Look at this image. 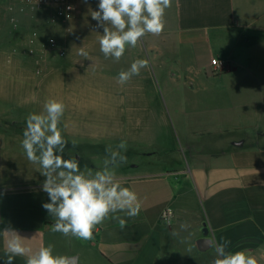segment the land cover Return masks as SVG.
I'll use <instances>...</instances> for the list:
<instances>
[{
	"label": "crops",
	"instance_id": "obj_1",
	"mask_svg": "<svg viewBox=\"0 0 264 264\" xmlns=\"http://www.w3.org/2000/svg\"><path fill=\"white\" fill-rule=\"evenodd\" d=\"M164 21L161 34L145 35V47L166 49L174 65L165 86L183 151L162 149L168 141L157 139L154 118L163 125L165 116L141 124L144 131L128 147L144 149L145 160L115 170L121 186L136 193L139 214L111 213L90 240L52 230L39 165L32 181L25 173L7 176L0 182V264L8 228L32 253L51 245L76 264H212L213 244L225 240L227 252L247 250L264 264V0H172ZM212 58L224 69L213 73ZM195 125L208 135L204 142L191 138ZM5 135L0 162L23 161L24 138ZM76 159L86 162L82 171L103 167L95 157ZM165 209L173 212L169 222ZM114 216L126 220L124 228ZM13 264H26V257Z\"/></svg>",
	"mask_w": 264,
	"mask_h": 264
},
{
	"label": "rangeland",
	"instance_id": "obj_2",
	"mask_svg": "<svg viewBox=\"0 0 264 264\" xmlns=\"http://www.w3.org/2000/svg\"><path fill=\"white\" fill-rule=\"evenodd\" d=\"M71 2L72 12L53 22L51 10L18 0H0V135L24 138L27 116L43 112L45 102L56 99L65 105L59 124L68 141L65 159L95 157L100 166L107 155L106 147H116L123 140L127 151L122 154L127 160L122 165L141 166L145 150L135 145L130 152L128 144L139 138L143 126L158 113L166 120L160 125L154 118L157 139L168 141L162 149L182 152L183 138L166 94L165 79L174 66L167 50L146 48L150 40L144 36L143 46L127 47L119 61L105 58L98 42L103 28L91 17V12L98 10L99 0ZM81 48L88 53L87 58L79 54ZM137 59H147L148 67L126 84L117 83L119 72ZM191 131V138L197 142L208 138L199 125ZM24 154L23 161L0 162V182L18 173H25L31 181L35 178L32 171L38 164Z\"/></svg>",
	"mask_w": 264,
	"mask_h": 264
},
{
	"label": "clouds",
	"instance_id": "obj_3",
	"mask_svg": "<svg viewBox=\"0 0 264 264\" xmlns=\"http://www.w3.org/2000/svg\"><path fill=\"white\" fill-rule=\"evenodd\" d=\"M172 0H99L98 10L91 12L97 27L103 28L99 36L100 51L105 58L119 61L127 47L135 48L145 35H159L165 27L164 16ZM79 54L87 58L88 53L81 48ZM147 59L133 61L127 70L119 72L117 83L124 85L141 69L148 67ZM65 105L56 100L45 102L43 112L31 113L26 118L22 148L27 159L40 166V173L46 179L42 190L50 202L43 208L55 218L54 232L74 236L82 240L93 238L97 225L111 213L123 211L128 217L139 214L140 205L134 191L123 187L116 179V169L126 162L122 152L127 151L126 141H121L114 150L106 147V157L101 170H81L79 160L65 159L63 156L68 141L59 127ZM76 147V142H72ZM172 210L162 213L169 222ZM121 228L126 220L114 216ZM10 238L7 242V259L4 264H13L16 256H25L26 264H70L65 255H55L51 245L41 247L35 253L23 243L24 237L14 229L4 230ZM229 241L214 243L216 257L212 264H258V258L247 250L227 252ZM31 253V254H30Z\"/></svg>",
	"mask_w": 264,
	"mask_h": 264
},
{
	"label": "built area",
	"instance_id": "obj_4",
	"mask_svg": "<svg viewBox=\"0 0 264 264\" xmlns=\"http://www.w3.org/2000/svg\"><path fill=\"white\" fill-rule=\"evenodd\" d=\"M18 1H21L31 6L43 8L44 10H51L53 12V14L51 15L53 22H55L58 17L59 18L65 17L66 15L70 14L73 10V4L71 0H18ZM13 22H14L13 23L14 27L17 28L18 23L15 22V20H13ZM211 68L213 73L219 72L222 69H224V64L219 59L212 58Z\"/></svg>",
	"mask_w": 264,
	"mask_h": 264
},
{
	"label": "water",
	"instance_id": "obj_5",
	"mask_svg": "<svg viewBox=\"0 0 264 264\" xmlns=\"http://www.w3.org/2000/svg\"><path fill=\"white\" fill-rule=\"evenodd\" d=\"M75 261H76L75 257H70V264H76Z\"/></svg>",
	"mask_w": 264,
	"mask_h": 264
}]
</instances>
